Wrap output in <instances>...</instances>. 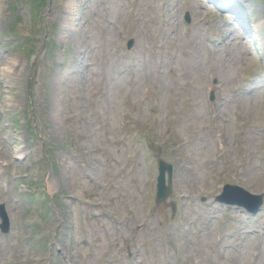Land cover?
Here are the masks:
<instances>
[{
  "label": "rangeland",
  "instance_id": "1",
  "mask_svg": "<svg viewBox=\"0 0 264 264\" xmlns=\"http://www.w3.org/2000/svg\"><path fill=\"white\" fill-rule=\"evenodd\" d=\"M15 1L0 0V264H264V204L215 201L225 184L264 194V0H49L32 24L26 0L33 69L6 37ZM160 158L173 193L156 206Z\"/></svg>",
  "mask_w": 264,
  "mask_h": 264
},
{
  "label": "water",
  "instance_id": "2",
  "mask_svg": "<svg viewBox=\"0 0 264 264\" xmlns=\"http://www.w3.org/2000/svg\"><path fill=\"white\" fill-rule=\"evenodd\" d=\"M166 196H167V193H166V192L163 193V194H161V198H160V200H163ZM7 223H8L7 220H5L3 226H5Z\"/></svg>",
  "mask_w": 264,
  "mask_h": 264
}]
</instances>
